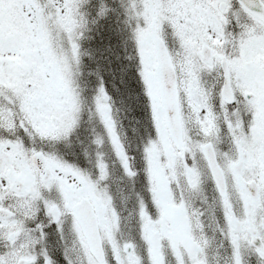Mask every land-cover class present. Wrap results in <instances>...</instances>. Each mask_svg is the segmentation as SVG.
Instances as JSON below:
<instances>
[{
	"label": "snow or ice",
	"instance_id": "obj_1",
	"mask_svg": "<svg viewBox=\"0 0 264 264\" xmlns=\"http://www.w3.org/2000/svg\"><path fill=\"white\" fill-rule=\"evenodd\" d=\"M78 4L83 20L77 19L83 25V35L75 41L73 48L77 53L83 91L76 97V105L72 108L64 105L69 118L53 130L51 139H67L76 130L80 122L77 106L87 103V78H94L98 84L89 109L102 126L103 133L94 135L91 143L99 148L105 140L110 141L116 154L124 159L117 143L112 98L101 79L102 72L112 71L111 62L108 68L96 65L94 71L86 73L85 58L91 62L94 56L82 46L91 27L104 20L118 18L122 23L123 39L110 53L119 65L121 83L126 88L133 84L139 87V94L132 96L131 101L139 105L142 113L138 122L141 127L133 128L134 136L139 139L133 149L139 153V163L135 169L130 163L120 168L126 179L131 178L130 191L137 197L136 218L138 221L141 219L143 209L157 227L171 228L175 236L184 239L178 251L162 241L158 264H208L201 248L188 237L190 221L186 205L176 197L172 200L176 207L160 202L152 191L155 182L148 171V142L155 141L157 136L166 137L169 131L153 122V82L158 79L160 86L167 90L171 69L168 57L161 50V64L155 70L156 76L146 73L151 57L145 59L144 49L150 40L142 37L141 32L151 22L158 5H166L173 10L180 30L177 48L186 47L184 41L188 38L196 40L203 64L219 73L217 96L211 108L204 107L198 95L194 99L201 114L208 117L223 106L227 110L225 127L231 126V152L234 154L230 156V164L241 197L239 216L231 211V201L225 197L219 176L213 181L225 224L222 235L231 249L228 264H264V0H78ZM134 5H139L143 15L129 23L127 13ZM65 7L69 5L65 3ZM49 11L53 9L45 7V0H0V264H56L47 247L49 230L54 226L63 239L67 224L74 236L72 244L79 247V236L91 235L95 214L100 211V202L95 200V196L106 201L112 194L110 186L107 195L103 189L110 179L106 175L101 152L96 153L97 167L90 172L59 153L50 154L46 149L36 148L25 131H32L30 124L25 122L21 126V120L17 118L22 102L33 112H39L49 107L50 99L64 100L58 73L46 63L39 51L42 20ZM60 11L62 13L64 9ZM164 30L172 31L170 28ZM33 48L37 49L35 54ZM196 84L197 81L193 80V85ZM169 118L175 121L173 110H170ZM10 122L15 129L14 135L6 131ZM127 154L131 155V152ZM84 155L87 157L89 154L85 151ZM204 155L208 157L215 175L211 146L204 150ZM185 163L191 170L187 160ZM10 168L22 173L23 184L15 181L16 186L10 190L12 198L4 199L8 186L14 182L12 172L8 171ZM141 169L144 182L148 184L147 200L135 188ZM256 202L261 207L254 214L252 205ZM53 203L66 205L71 210L60 215L53 209ZM154 240V237L149 240L142 236L146 250ZM76 247L65 248L64 264H73L72 254ZM168 256L172 257L171 262ZM138 257V252L130 247L123 264H143V257ZM81 264L109 262L84 255ZM110 264H117V259L113 257Z\"/></svg>",
	"mask_w": 264,
	"mask_h": 264
},
{
	"label": "rangeland",
	"instance_id": "obj_2",
	"mask_svg": "<svg viewBox=\"0 0 264 264\" xmlns=\"http://www.w3.org/2000/svg\"><path fill=\"white\" fill-rule=\"evenodd\" d=\"M65 3H67L69 7H65ZM49 6H51L53 11H49L42 20L43 29L40 37L39 51L44 56L46 63L50 67H53L58 73L60 93L64 96V100L58 101L50 99L49 107L39 112H33L26 103L22 102V110L17 118H21V126H23L25 122L30 124L32 131L29 132L27 129H25V131L28 134V140L30 143L35 144L36 148L42 150L46 149L50 154L59 153L61 155L59 148L61 143H63V151L67 149L71 155L69 161L75 163V160H72L77 159L78 165L81 168L88 169L90 172L95 171V168L97 167L95 155L98 151L101 152L103 156L102 162L105 164V172L110 179L109 184L103 185L105 195H107V189L109 186L111 188L110 184L112 181V175L119 173L125 180L130 179H126L120 169L123 164L130 163L132 165L124 146L129 145V150L132 148V145L134 149L139 143V140L136 141L134 139L130 128L124 124V119L126 118L127 112H133L134 108L137 110L139 109L134 105H127V95L125 91L128 90V88L121 83V78L119 76V93L123 99L122 107H120V103L116 104V101L112 100V113L117 126V143L120 145L121 153L124 154L123 160H121L120 156L116 154L115 146L111 145L110 141L105 140L104 144L99 148L91 143L94 135L103 133L102 126L99 124L98 120L95 119L94 113L89 109V105L92 103V97L95 94L96 86L98 84V82L95 81H93L94 83H91L90 86H87L85 91L87 103H81L77 106V117L81 123L78 124L76 130L72 133V138L71 134L67 139L61 141H53L51 139L53 130L62 125L66 119L69 118V111L65 109L64 105L67 104L69 108H72L76 105V97L79 96L80 91H83V88L81 87L82 80L81 78L79 80V77H77V74L80 75L77 53L73 48L75 41L79 39L83 33V25L78 23L77 18L82 21L83 16L79 13L78 0H64L63 3L61 0H45V7ZM61 8L64 9L62 13L60 11ZM142 15L143 12L139 11V5H134L132 10L127 13V19L129 23H131L137 21ZM110 21L114 24L113 28L116 34L118 31L119 35L117 34V36L119 42H121L123 39L121 31L119 32L122 28L121 21L116 17L110 18ZM92 28L97 32L96 26H93ZM165 28H170L172 31H165ZM179 33L180 30L176 26L173 10L166 5L159 4L154 10L151 22L147 24L145 29L141 32L142 37L146 40H150L148 47L144 49L145 59L149 56L151 57L150 68L146 67L145 71L149 75L156 76L155 70L157 68L154 44L158 40L164 41L172 57L178 77L180 114L185 139L180 151L183 149L190 151L188 148L195 151L196 149L198 150L201 148V145L204 143H211L214 146L220 166L225 171L229 183L227 186L226 198H229L231 201V211L235 216H239L242 211L241 197L230 164V156L234 153L231 152V146L233 143L230 131L231 126H229L228 129L225 127L227 122V110L221 106V108L215 111L211 117H208L207 114H201L200 110L195 106L197 101L194 99V96L198 95L203 102V106L209 109L211 108L214 98L217 96L216 85L219 80V73L203 64L198 55L199 47L196 40L188 38L184 41V44L187 46L178 49L177 45L180 43ZM36 51L37 49H32L33 54H35ZM102 63L105 68L107 63L105 61ZM190 73L192 75H190ZM193 80L197 81L195 86L193 85ZM136 87L138 86L136 85ZM78 89L79 91H77ZM106 90L108 92L107 88ZM134 90L135 93H138L136 89ZM13 94L15 95L16 93L14 92ZM152 95L153 122L157 123L158 127L166 128L163 120V111L159 101L157 80L153 82ZM112 99L115 98L112 97ZM11 102L12 101L9 100V103ZM233 115L235 116V112ZM14 130L15 129L11 126L10 122L9 128H6V131H11V134L14 135ZM126 132L130 134L129 137L126 135ZM123 133H125L126 141L123 140ZM74 142L76 143L74 144ZM168 142L172 146H170ZM172 147L175 148L168 136L164 138L157 136L155 141H149L147 146L148 168L153 169L158 164L157 159L158 155L161 154V149L169 150ZM85 151L89 154L87 157L84 155ZM131 154L139 158L138 152ZM63 155L64 154H62V156ZM199 164L200 162L197 164L193 162V165ZM8 171L12 172L14 182L8 186V190L4 194V199L12 198L13 194L10 190L16 186L15 181L18 180L23 184V180L21 179L22 173L20 171L12 168L8 169ZM112 197L113 194H111V197L105 201L101 199L100 196H95V200L100 202V211L96 213L97 223L99 225L103 243L107 247V250L110 249L109 251L112 253L110 254V260H112L113 257H116V252L119 255L117 264H123L127 259V254L124 253L123 248L128 245L133 248L134 252H138L139 257H143V264H149L150 261L153 262V264H158L161 260L162 241L171 246H174L175 244H184V239L182 237H169V234L166 233V229L163 227H157L156 222L152 221L150 218H148L149 225L147 226V222H142L141 219L138 221L133 215H130L132 219H129V213L126 215L122 212L126 215L125 217L128 218V222L124 221V223L119 224V214L112 204ZM85 199H87V197H85ZM52 207L60 215H64L66 211H70V208L62 204L53 203ZM260 207L261 205L259 202H256L252 205V212L255 214L256 210ZM125 208L126 211L131 212L129 208ZM4 211L7 212V209H4ZM241 223L243 224V222ZM150 224H152L151 228H149ZM135 227H138V235H136V237H134V234L133 236L131 234L132 228L134 230ZM221 227L225 229L224 220ZM51 233L52 234H50V231L48 232L49 241L51 242L52 240V254L53 250L55 252L57 251L64 261L63 253L65 248L76 247L72 244L74 236L70 232L67 224L64 226L63 239L55 230L54 226L51 229ZM142 236L149 240L153 237L155 238L154 243L147 248V251H143L145 244L142 241ZM188 237L195 240L197 245L201 248L202 253L206 247L213 246V256L220 260L221 264H228L231 249L228 240L224 237L217 240L213 237V240L210 241L206 240L205 237H195L191 232ZM79 240L80 246L76 247V251L72 254L73 264H81V257L84 255H88L89 258H92L87 250L82 235L79 236ZM224 251L230 253V255L225 253L222 256V252ZM169 257H167V259L171 262L172 257Z\"/></svg>",
	"mask_w": 264,
	"mask_h": 264
},
{
	"label": "flooded vegetation",
	"instance_id": "obj_3",
	"mask_svg": "<svg viewBox=\"0 0 264 264\" xmlns=\"http://www.w3.org/2000/svg\"><path fill=\"white\" fill-rule=\"evenodd\" d=\"M167 136L169 137L171 143L174 145V142L171 140L170 135L168 134ZM184 141L185 139L183 135L182 144ZM170 146L172 145L170 144ZM180 148L172 147L169 150L161 149L162 150L161 154L158 155L159 160L157 159L158 164L153 169L148 168L151 178L155 182L152 185V191L155 193L156 198L160 202L167 203L168 206L171 207L177 206L172 203L173 197H176L181 201V203L186 205L187 212L189 214L187 219L190 221V225H189L190 230L188 236L191 232L193 235H195V237L196 236L205 237L206 240H210V241L213 240V237L216 240L222 238L223 237L222 232L224 228H222L221 225L224 219L221 208V201L218 199V195L214 187L212 175L209 171L208 165L206 164L201 148H199L198 150L196 149L195 151H192L191 148H188L190 151H186L187 149H183L182 151H180ZM186 160L188 164L191 165V170H189V168L187 167L185 163ZM193 162L195 164L200 162V164L193 165ZM220 168L223 172L227 187L229 183L227 181L225 171L221 166ZM143 177H144V173L142 174L141 177H136L135 188L139 193V195L142 196L144 200H147L148 192L146 191V189L148 188V184L144 182ZM111 188L113 194L112 204L114 205L115 210L119 214V224L124 223V221L128 222V218L132 219L130 215L137 217V213H136L137 197H134L130 191L131 178L125 180L122 177V175L116 173L112 175ZM125 207L129 208L131 212L126 211ZM122 212L125 213L126 215L129 213L128 218L125 217L126 215L123 214ZM141 213H142L141 215L142 222H147V226H148L149 217H147L146 213H143V209H141ZM151 225L152 224H150L149 228L152 227ZM49 231L50 234H52L51 229ZM166 233L169 234V237L175 236L173 229L171 228L166 229ZM131 234L132 236L134 234L135 235L134 237H136V235H138V227L137 228L135 227L134 230L132 228ZM51 242L49 241V235H48L47 247L50 255L53 258ZM182 245L175 244L173 246L174 251H178L179 247ZM212 249H214L213 246H208L203 252V254L206 255L207 257L208 264H221V261L213 256ZM109 250L110 249L107 250V247L103 245L105 260L107 259V261L110 264L111 261L110 254L112 253ZM143 251H147V250H145L144 248ZM222 253L223 256L225 253L228 252L224 251ZM228 255H230V253H228ZM115 256H116L115 258L118 260L119 255L116 252H115ZM63 263L64 262L60 264Z\"/></svg>",
	"mask_w": 264,
	"mask_h": 264
},
{
	"label": "trees",
	"instance_id": "obj_4",
	"mask_svg": "<svg viewBox=\"0 0 264 264\" xmlns=\"http://www.w3.org/2000/svg\"><path fill=\"white\" fill-rule=\"evenodd\" d=\"M113 22L108 20H104L97 25V32L91 27V30L89 33H87L88 38L85 39L82 42V46L84 49L89 50L93 56L94 59L90 62L88 58H85V72L95 70L96 65H100L104 68L103 61L107 63V66L105 68H108L109 62H111V72L105 71L101 74V79H103L104 84L106 88L108 89L109 95H111L113 98L112 100L116 101V104L120 103V107H122V101L121 94L119 93L120 86L118 77L119 72V65L117 61L115 60L114 56L110 53V50H116L121 42H119V38L117 34L119 35L118 31L117 34L113 28ZM120 32V30H119ZM107 46V47H106ZM106 47V48H105ZM94 78H91V82H93ZM95 80V79H94ZM95 82H98L95 80ZM128 90L125 91L127 95V105L130 104V106L134 105L139 109V105L131 101V97L139 93V87H136L135 84H133L131 87H127ZM138 93H135V90ZM111 97V98H112ZM134 108L133 112H127V121H124V124L130 128V131L132 132V135L134 139L137 141L139 140L137 137L133 134V128H140L141 124L138 123L142 119V113ZM130 114H131V120H130ZM126 129V127H125ZM142 130V129H141ZM128 133V132H127ZM127 135H130L129 133ZM132 153H137L133 151L132 146ZM53 258L56 260L57 263L63 262L61 259V255L56 251L53 250Z\"/></svg>",
	"mask_w": 264,
	"mask_h": 264
},
{
	"label": "water",
	"instance_id": "obj_5",
	"mask_svg": "<svg viewBox=\"0 0 264 264\" xmlns=\"http://www.w3.org/2000/svg\"><path fill=\"white\" fill-rule=\"evenodd\" d=\"M155 46V58H156V65L157 69L159 68L161 64V59H160V52L161 50L164 51L165 55L168 57V63H169V68L171 69L170 74H169V88L167 90L163 89L160 84L159 80L157 79V85H158V91H159V99L160 103L162 106L163 114H164V120L166 123V126L169 130V133L173 139V141L177 144V146L180 145V141L182 138V128L180 124V117H179V109H178V93H177V79H176V74L170 59V56L167 52V49L165 47V44L163 41L158 40L154 44ZM170 110H173L175 113V121L170 120ZM211 146L210 144H206L203 146V154L204 150L208 147ZM211 150L213 153V163L215 164V175L213 174V168L212 165L209 163L208 157H206L207 164L209 166L210 172L212 174L213 179L216 178V176H219L220 179V185L223 187L224 192H225V183H224V178L222 175V172L220 171L215 156L214 152L211 146ZM95 218V226L92 230V233L88 237H84L85 243L89 249L90 254L97 260V261H103L104 260V255L102 251V243H101V238L100 234L98 231V226H97V221L96 217Z\"/></svg>",
	"mask_w": 264,
	"mask_h": 264
}]
</instances>
